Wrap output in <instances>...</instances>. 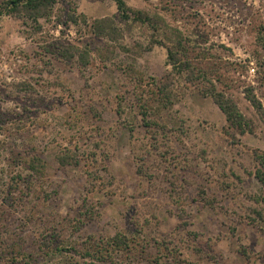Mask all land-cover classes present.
<instances>
[{"label":"rangeland","instance_id":"obj_1","mask_svg":"<svg viewBox=\"0 0 264 264\" xmlns=\"http://www.w3.org/2000/svg\"><path fill=\"white\" fill-rule=\"evenodd\" d=\"M124 1L0 0V264H264V0Z\"/></svg>","mask_w":264,"mask_h":264},{"label":"trees","instance_id":"obj_2","mask_svg":"<svg viewBox=\"0 0 264 264\" xmlns=\"http://www.w3.org/2000/svg\"><path fill=\"white\" fill-rule=\"evenodd\" d=\"M55 0H7L8 4L12 5V10L18 11L20 6H23V8L26 10L25 13L28 14L31 18H38V17H45L50 13V8ZM115 2L116 8L119 13V17L124 20L128 21L130 19H139L140 21L144 20L145 17L141 16V12L139 10H134L130 6H128L124 0H113ZM148 20V18H146ZM91 31L96 34L97 36H104L107 38H113V35L118 34V28L115 26L113 19L110 17H103L100 19L94 20L91 25H89ZM166 52H167V58L169 63L176 67V63L178 61L176 57V52L173 51L170 47L166 46ZM76 50V49H75ZM66 51V50H65ZM78 53H80L82 58H85L86 54H83L82 51L76 50ZM62 54L64 55V52L62 51ZM86 63V62H85ZM184 65L186 68H183L185 70H189V78L195 79L197 77L196 74H194V69L191 67V63L189 60H187ZM182 70H178L180 73ZM207 74L202 75V79L206 80L207 83L210 84V88L204 92L205 94H209L214 101L219 105L221 110L226 115L227 121L231 123H238L240 124V113L236 109L233 102L224 95L223 92H215L213 89V86L211 84V78L207 77ZM252 103L255 104V101L252 100ZM118 240V239H116Z\"/></svg>","mask_w":264,"mask_h":264}]
</instances>
